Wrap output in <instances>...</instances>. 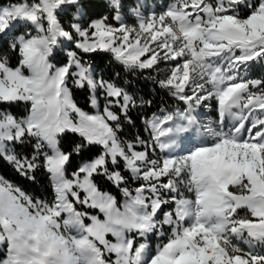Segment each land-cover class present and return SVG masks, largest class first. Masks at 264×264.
Wrapping results in <instances>:
<instances>
[{"label":"snow or ice","instance_id":"1","mask_svg":"<svg viewBox=\"0 0 264 264\" xmlns=\"http://www.w3.org/2000/svg\"><path fill=\"white\" fill-rule=\"evenodd\" d=\"M146 7L0 4V161L52 191L0 175V264H264V78L242 75L264 62V0ZM96 53L185 107L144 112L124 136L154 101L119 72L97 75L85 59ZM213 100L220 124L194 142L195 113ZM183 139L192 146L173 154Z\"/></svg>","mask_w":264,"mask_h":264},{"label":"trees","instance_id":"2","mask_svg":"<svg viewBox=\"0 0 264 264\" xmlns=\"http://www.w3.org/2000/svg\"><path fill=\"white\" fill-rule=\"evenodd\" d=\"M11 0H0V4H3L7 6L8 3H10ZM159 1L157 0H124L126 8L128 7H135L137 4H143L146 5V8H141L140 11L144 13L145 15H150L152 12H155L159 14L161 12L159 8ZM156 5V6H155ZM154 7V8H153ZM128 21H137V18L135 16H130L128 18ZM67 59L66 55L61 57V63L65 62ZM86 60L89 62H92L93 65L96 67L97 75H100L101 69H104V72L102 73L105 78H108L114 71L120 73V79L127 84L128 82H131L134 86L137 94L146 97L151 98L154 103L151 107L145 108V109H139L137 111H134L132 113L133 117L136 119L137 122V129H124L123 135L124 136H131L133 132L140 131V125L142 124L141 119L138 117L142 115L144 112H147L149 115L151 113L157 112L159 108H165L168 110L175 111L177 109H183L185 107L184 104L181 103L178 99H175L168 95L164 90H161L158 86H156L151 79H147L149 76L148 72L143 73L142 75L138 72L129 73L125 69L121 68L120 66L116 65L113 61L110 55L104 54V53H96V54H90L85 57ZM258 67L262 72L260 71V76H257L256 74L252 79L255 78H264V62H258ZM87 93L76 91V98L79 101L81 106H84L86 110H90L88 106L85 104V97ZM11 111L14 113H22L23 112V105H13L11 107ZM141 135L144 137H148L147 132L141 131ZM23 151L30 152L31 149H24ZM159 151V150H158ZM71 171V169H70ZM0 175L5 176L9 180H12L22 186L26 191L30 192L31 194L38 195V196H44L47 199L52 198V191L51 188L47 185V180H44L43 183L33 185L31 182L23 180L18 174L14 171L11 165L4 163L0 161ZM41 179H43L41 175ZM101 187L105 189H109L110 186L106 183L101 184ZM110 190L115 193V188H110ZM156 239L153 238V243H156Z\"/></svg>","mask_w":264,"mask_h":264},{"label":"rangeland","instance_id":"3","mask_svg":"<svg viewBox=\"0 0 264 264\" xmlns=\"http://www.w3.org/2000/svg\"><path fill=\"white\" fill-rule=\"evenodd\" d=\"M157 1H159V0H157ZM173 2H174V0H170L169 4H172ZM166 9L167 8L160 9L161 12H159V13H162ZM127 22H128L129 25H135L137 23V21H131V22L127 21ZM64 55H65L64 53H60L57 56V60H59L61 62L60 59ZM242 75H246L247 78L248 77L250 78L251 72H249L247 74L242 73ZM181 103L184 104L183 102H181ZM195 115L197 117V120H198L199 124L201 125V132H197L195 129H193L192 133H193V136L194 135H199V141L201 140L203 126H205V125L216 126V125L220 124L219 115H218V109H217L216 102L214 100L213 101H209L208 102V106L200 107L197 110V112L195 113ZM231 123H232L231 121H225L224 122V124H225V130H227L228 127H231ZM178 141H181V140H178ZM190 147H191V144L190 143H187V145L183 144L182 146H180L179 144H177L176 147L173 149V154H175V155H181V154H183Z\"/></svg>","mask_w":264,"mask_h":264},{"label":"bare ground","instance_id":"4","mask_svg":"<svg viewBox=\"0 0 264 264\" xmlns=\"http://www.w3.org/2000/svg\"><path fill=\"white\" fill-rule=\"evenodd\" d=\"M198 136H194V140H193V138H192V140L194 141V142H198ZM187 143H188V141H187V139H183V140H181V141H178V143L177 144H179L180 146H182L183 144H185V145H187ZM192 146V145H191Z\"/></svg>","mask_w":264,"mask_h":264}]
</instances>
